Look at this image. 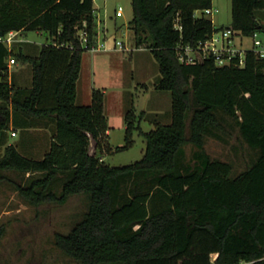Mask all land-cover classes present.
Returning a JSON list of instances; mask_svg holds the SVG:
<instances>
[{
	"label": "trees",
	"instance_id": "obj_1",
	"mask_svg": "<svg viewBox=\"0 0 264 264\" xmlns=\"http://www.w3.org/2000/svg\"><path fill=\"white\" fill-rule=\"evenodd\" d=\"M131 4L137 42L147 33L159 64L155 88L171 94V121L153 120L145 131L146 112L139 115L130 104L126 143L113 150L104 91L94 89L90 104H77L83 53L97 44L94 0H0V31H39L48 40L40 47L25 42L27 48L20 44L17 51L0 41V134L18 115L22 127L52 132L41 158L6 145L0 170L29 173L16 189L34 205L88 195L87 209L72 228L55 234V245L82 264H264V59L248 49L243 66H218L212 58L182 63L179 42L196 45L219 29L209 17L195 16L212 0ZM262 19L264 0H232L237 34L262 32ZM11 58L31 66V87L9 81ZM233 128L255 151L235 174L230 161L205 148L208 137L226 141ZM136 131L146 142L140 160L111 166L98 154L127 150ZM91 139L95 155L89 154ZM3 233L1 226L0 239Z\"/></svg>",
	"mask_w": 264,
	"mask_h": 264
},
{
	"label": "rangeland",
	"instance_id": "obj_2",
	"mask_svg": "<svg viewBox=\"0 0 264 264\" xmlns=\"http://www.w3.org/2000/svg\"><path fill=\"white\" fill-rule=\"evenodd\" d=\"M95 5V11L101 20L98 31L102 38L97 43L103 47L100 50H88L83 53V75L79 86L83 95L86 92L89 94L92 87L105 92L107 116L112 126L107 143L115 150L117 146L126 143L125 100L128 105L132 104L135 107L137 114L146 112L147 115L142 119L141 127L148 131L154 127L152 119L156 118L157 112L163 114L171 112V94L155 88V83L161 77L159 64L148 48L150 41L147 39L148 34H143L145 39L142 43L137 42L136 32L130 24L133 18L131 0H95ZM119 7H122V17L116 15ZM212 7L213 13L208 17L214 25L219 28L230 27L232 0H212ZM19 36L20 34L16 36L17 41L13 43L16 51L22 43L18 40ZM105 36L107 41L104 43ZM260 37L264 38V34L260 33ZM27 38L39 43V47L48 42L45 34L39 31H29ZM116 41L124 42L129 49L142 48L145 51L132 56L130 50L116 49ZM235 43L244 51L252 47L253 37L237 35ZM23 48H26L25 43ZM13 65L15 86H29L28 80L18 81L17 76L32 78L31 66L25 65L19 59H16ZM156 93L161 95L158 101L154 96ZM81 100H84L83 97L79 98V102ZM4 104L0 100V106ZM48 131L50 132V128ZM12 132L13 129L9 128L0 134V159L5 153V143L17 144L18 140L26 138L29 133L19 127H15V135ZM48 138L44 135L42 144L44 140L49 142ZM133 138L134 143L127 150L110 153L99 151L98 154L103 156L104 161L111 166L136 162L143 157L146 142L138 131L134 133ZM205 148L212 157L230 161L233 164L232 174L244 170L255 157V151L246 144L235 128L227 136L226 141L208 137ZM192 151V146L188 144L186 146L188 157L191 156ZM22 153L27 155L25 152ZM27 180V174L0 170V227H4V233L0 239V264H82L55 245V234L67 233L72 228L87 209L88 195H74L64 204L34 205L16 189L18 183L26 184Z\"/></svg>",
	"mask_w": 264,
	"mask_h": 264
},
{
	"label": "built area",
	"instance_id": "obj_3",
	"mask_svg": "<svg viewBox=\"0 0 264 264\" xmlns=\"http://www.w3.org/2000/svg\"><path fill=\"white\" fill-rule=\"evenodd\" d=\"M213 13V7L206 8L204 10H196L195 16L199 17L201 15L209 16ZM117 16H122L123 11L122 7H119L116 11ZM175 27L182 31V25L179 21V17L175 19ZM80 38L83 45H86L88 38L87 32L82 30L79 32ZM260 33L255 32L253 37V45L250 49H253L254 52L264 59V38L260 37ZM19 34V31H10L6 35L3 34L0 36V41L11 46L15 41H17L16 36ZM237 34L235 30L230 26L227 28H219L214 31L213 34L205 40H200L196 45L190 43H185L183 41L179 42L176 46V51L179 60L182 63L190 64L203 61L205 59L212 58L215 61V64L218 66H225L231 64H237L240 66L244 65L246 50L239 49L235 43V37ZM103 47L101 44H96L90 50H100ZM116 49L121 51L130 50L124 42L116 41ZM10 62L15 63V59L11 58ZM15 135V132H12ZM241 264H251V262H243Z\"/></svg>",
	"mask_w": 264,
	"mask_h": 264
},
{
	"label": "crops",
	"instance_id": "obj_4",
	"mask_svg": "<svg viewBox=\"0 0 264 264\" xmlns=\"http://www.w3.org/2000/svg\"><path fill=\"white\" fill-rule=\"evenodd\" d=\"M132 1V0H131ZM94 3H95V0H94ZM95 8H96V5H95ZM96 13V11H95ZM123 16V15H122ZM122 16H117V17H122ZM96 18H97V27L98 29L100 28V25H101V20H100V17L98 16V14L96 13ZM106 32V30H105ZM42 33V32H40ZM19 34H21L19 36V42H22L20 46L23 47V42H31V43H34L36 45H39V43L37 42H32L30 41L28 38H27V34H24L22 32H19ZM101 35L98 31V36H97V42L99 40H101ZM107 41V36H105V38L103 39V42L105 43ZM99 43V42H98ZM136 45H137V42H136ZM19 46V47H20ZM27 48V47H26ZM33 50V47H30V50ZM130 51L132 52L131 55L134 56V54H139V53H143L145 51V49H142V48H133V49H130ZM25 65L28 64V63H24ZM29 65V64H28ZM30 66V65H29ZM84 66V65H83ZM83 66H82V71H81V76L78 80V84H77V104H80V105H84V104H90L91 101H92V93H93V90L94 88L92 87V91H90V93L88 94L87 92L85 93V95H83V92L81 91V87L79 86V84H81V77L83 75ZM13 69H14V65L9 63V81L10 82H13L15 80V77L13 75ZM30 77V76H29ZM12 79V80H11ZM17 80L18 81H24V80H28L27 83H29L30 85L27 86V87H31L32 85V78H25L24 77H21L20 75L17 76ZM80 88V89H79ZM105 93V92H104ZM159 93H156L155 98L156 100L158 101V98H161V95H158ZM106 96V95H105ZM82 98L84 100H81V102H79V98ZM87 99H90V100H87ZM106 115H107V96H106ZM172 103V102H171ZM124 111L126 113L127 109L129 108L130 105H128V103L126 102L125 100V103H124ZM156 118L155 119H152L153 120H156V121H160L162 123H169L171 121V112L169 114H163L162 112H157L156 113ZM108 118V123H109V117L107 116ZM124 119H125V114H124ZM24 123V117L21 116V115H18V116H14L13 119L11 120V124H10V129H13V132H15V127H19V128H24L26 131H28L29 133L26 135L27 137L26 138H21L20 140L17 141V144H13L11 142H7L5 143L4 147H6V145H9V144H13L20 152H25L27 153L28 156L30 157H38V158H41L44 156V154L49 150L50 148V142H51V135H52V132L50 130V132L48 131L49 128L48 127H41V126H38V127H22L21 125H23ZM154 124V122H152ZM124 124H125V128H126V123H125V120H124ZM109 127L111 129V125L109 123ZM108 130V135L110 137V133H111V130ZM143 129V128H142ZM44 135L47 137H49L48 139L50 140L48 142H46V140L43 141V144H42V138L44 137ZM27 176H29V173H27Z\"/></svg>",
	"mask_w": 264,
	"mask_h": 264
},
{
	"label": "water",
	"instance_id": "obj_5",
	"mask_svg": "<svg viewBox=\"0 0 264 264\" xmlns=\"http://www.w3.org/2000/svg\"><path fill=\"white\" fill-rule=\"evenodd\" d=\"M262 33L264 34V30L262 31ZM4 33L2 31H0V36H2ZM97 143L95 142V140L91 139V143L89 146V154L90 155H95L97 149Z\"/></svg>",
	"mask_w": 264,
	"mask_h": 264
}]
</instances>
